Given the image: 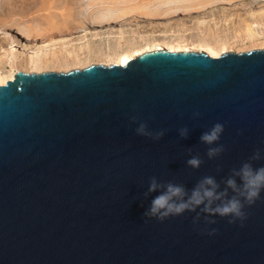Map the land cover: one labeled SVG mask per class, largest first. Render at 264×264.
Masks as SVG:
<instances>
[{
	"label": "water",
	"instance_id": "obj_1",
	"mask_svg": "<svg viewBox=\"0 0 264 264\" xmlns=\"http://www.w3.org/2000/svg\"><path fill=\"white\" fill-rule=\"evenodd\" d=\"M141 122L163 137L136 135ZM216 123L219 140L201 143ZM194 155L195 169L186 164ZM245 162L264 166V49L155 50L125 66L15 71L0 85V264H264V190L233 224L200 208L143 216L162 191L145 197L150 178L190 192L211 176L222 191Z\"/></svg>",
	"mask_w": 264,
	"mask_h": 264
},
{
	"label": "rangeland",
	"instance_id": "obj_2",
	"mask_svg": "<svg viewBox=\"0 0 264 264\" xmlns=\"http://www.w3.org/2000/svg\"><path fill=\"white\" fill-rule=\"evenodd\" d=\"M156 41L209 42L217 56L264 49V0H0V76L11 73L9 52L16 71L67 73L114 65L105 54ZM37 46L79 59L30 66L25 56Z\"/></svg>",
	"mask_w": 264,
	"mask_h": 264
},
{
	"label": "clouds",
	"instance_id": "obj_3",
	"mask_svg": "<svg viewBox=\"0 0 264 264\" xmlns=\"http://www.w3.org/2000/svg\"><path fill=\"white\" fill-rule=\"evenodd\" d=\"M132 123H137L136 119H132ZM223 125L214 124L208 131L200 136L201 143L212 145L217 142L223 133ZM187 129L181 128L179 135L186 138ZM136 135L149 137L154 141L160 140L164 132L159 131L152 133L148 131L145 123H139L135 129ZM223 151V146L209 147L207 156L209 159L219 156ZM260 159V152L256 151L251 160ZM187 166L195 169L199 168L202 160L199 156H191L186 161ZM237 178L240 183L237 184ZM225 188L219 190L220 185L216 179L206 176L200 179L189 192L183 185L168 182L166 184L158 183L155 177L150 178L147 192L144 193L147 198L149 193L161 190L150 202L148 209L144 212V218H155L163 221L170 216H177L187 212H195L200 208L201 212L208 213L211 216L231 217L229 224L235 223L237 220L246 219L243 211L244 203L253 204L259 198L260 193L264 190V166L253 168L249 162L243 163L238 170H233L231 176L223 181ZM231 189L233 195L228 196V190ZM215 205V206H214ZM202 206V207H201ZM199 217L194 219V223ZM207 224H215L216 221L208 219ZM215 234V229L208 233Z\"/></svg>",
	"mask_w": 264,
	"mask_h": 264
},
{
	"label": "bare ground",
	"instance_id": "obj_4",
	"mask_svg": "<svg viewBox=\"0 0 264 264\" xmlns=\"http://www.w3.org/2000/svg\"><path fill=\"white\" fill-rule=\"evenodd\" d=\"M248 31L251 32V29L248 27ZM250 35V34H249ZM170 43V42H169ZM209 43V42H208ZM206 44V43H200V44H186L184 43L183 45L180 44H167L166 42H152L151 47L148 46V48L143 49V50H136L135 54H132L130 52H109V54H105L106 58L110 57V55H113V57H110L109 59H114L113 64L114 65H119V66H125L131 59L134 57H137L138 55L146 52V51H155V50H166L168 52H192V51H197V52H204L206 55L209 57H218V53L214 50V46H211V44ZM223 45V43H221ZM220 47V46H218ZM145 48V47H144ZM219 49V48H218ZM221 49V48H220ZM224 49V48H222ZM224 51V50H222ZM216 52V53H215ZM8 56V62L10 65L11 73L7 77L5 76H0V85H3L7 80H11L13 78V75L15 73V64L17 62L16 55L13 52H9ZM79 59L78 55L75 56H70L69 54H65L63 57H58L57 53L54 51L48 52L47 49L41 46H37L34 50L29 51L27 53V56H25V62L30 65V66H46L50 64H58V63H66L70 60H77ZM78 61V60H77ZM110 61V60H109Z\"/></svg>",
	"mask_w": 264,
	"mask_h": 264
}]
</instances>
